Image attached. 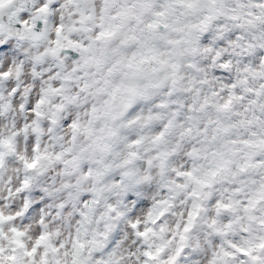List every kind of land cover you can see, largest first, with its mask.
Masks as SVG:
<instances>
[{
  "label": "clouds",
  "instance_id": "clouds-1",
  "mask_svg": "<svg viewBox=\"0 0 264 264\" xmlns=\"http://www.w3.org/2000/svg\"><path fill=\"white\" fill-rule=\"evenodd\" d=\"M0 264H264V0H0Z\"/></svg>",
  "mask_w": 264,
  "mask_h": 264
}]
</instances>
